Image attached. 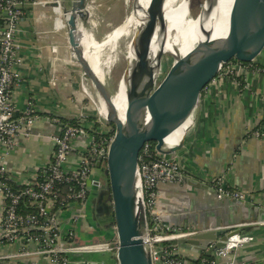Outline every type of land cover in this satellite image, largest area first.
<instances>
[{"label": "crops", "instance_id": "crops-1", "mask_svg": "<svg viewBox=\"0 0 264 264\" xmlns=\"http://www.w3.org/2000/svg\"><path fill=\"white\" fill-rule=\"evenodd\" d=\"M37 1V5L25 10L18 33L22 60L17 66L20 79L13 87V101L18 113L31 102L39 119L31 127L33 135L21 138L3 161L18 183L29 180L50 158L53 149L50 136L58 134L64 123L82 116L89 132L98 121L96 106L82 89L88 81L82 78L81 69L71 57L66 27L54 31L55 24L64 23L62 9H69L74 0H60L59 9L54 8L50 0ZM42 31L48 35L44 36ZM51 44H57L56 54L51 53ZM260 62L264 63V57ZM245 77L246 81L240 77L237 83L226 77L218 78L201 94L197 116L185 135L182 148L175 153L182 174L210 187L214 177L222 174L229 187L244 193V201L217 199L214 193L178 179L159 184L156 208L165 222L175 226L198 223L200 227H209L208 220L212 216L217 225L239 227L253 223L251 228L241 229L254 240L236 249L233 257L238 264H264V222L257 223L252 218L254 207L264 209V131H261L264 128V73H249ZM87 85L94 98L89 83ZM104 128L108 130L106 125ZM255 130L262 134L254 135ZM87 140V136H79L72 141L67 168L76 165ZM90 210L89 197L86 217L75 224L72 205L66 204L57 211L62 232L73 226V241L77 244L113 235V230L106 229L101 219H94ZM2 211L0 193V216ZM182 246L187 261L199 264V251L189 245ZM33 248L34 245L26 241L4 243L0 252L11 257L0 263L55 264L44 256L28 254Z\"/></svg>", "mask_w": 264, "mask_h": 264}, {"label": "built area", "instance_id": "built-area-1", "mask_svg": "<svg viewBox=\"0 0 264 264\" xmlns=\"http://www.w3.org/2000/svg\"><path fill=\"white\" fill-rule=\"evenodd\" d=\"M50 1L56 3L54 8H60V0ZM38 3L37 0H0V193L3 199V211L0 216V247L4 243L26 241L34 245L28 254L44 256L55 264L67 263L65 256L67 251L110 250L115 254L119 243L116 235L109 240L77 244L73 241L75 228L72 226L62 232L57 219V211L60 207L55 208L58 199L56 185L66 183L67 204L72 205L75 211L72 222L75 224L86 217L88 196L92 189L96 188L93 182L99 181L95 177L97 169L95 164L98 159L105 164L113 136L108 134L109 129L105 130L99 116L97 121L99 127L89 132L83 125L82 116L74 122L64 123L58 134L50 136L53 144L50 158L25 182L14 181L3 162L8 151L18 146L21 138L33 135L31 127L39 119L31 102L28 101L26 109L18 113L13 101V87L20 79L17 66L22 60L18 33L25 17V10ZM59 23L58 26L55 24L54 31L65 29V23L62 21ZM41 34L48 35L45 31ZM50 50L51 53L56 54L57 44H51ZM263 57L264 50L250 62L237 59L223 62L219 65L215 77L204 86L201 94L206 93L218 78L226 77L237 83L240 77H244L246 81L245 76L249 73L253 75L264 73V63L260 62ZM81 75L87 81L82 72ZM87 84L86 82L82 85L83 92L97 107V97H92ZM261 131H264V128ZM261 131L255 130L253 134L261 135ZM79 136H87L86 146L79 154L76 165L67 168L72 141ZM137 164L140 197L146 216L145 238L152 263L190 264L187 261L189 259L181 251L182 245L188 244H179L175 241L215 228L195 225L175 226L168 224L160 216L156 208L158 186L180 179L177 175L183 172L179 160L173 154L158 152L155 142L146 141L138 152ZM211 188L214 189L217 199L228 198L237 201L245 199L242 191L226 184L222 174L214 177ZM252 224H243L239 227ZM224 226H217L216 229ZM226 227L231 228V226ZM253 240L252 235L238 233L230 236L224 246L216 248L213 246L215 241L203 239L201 240L203 250L199 251V264H238L233 257L234 251ZM210 247L213 248L210 254L205 255V251ZM10 257L0 252V262Z\"/></svg>", "mask_w": 264, "mask_h": 264}, {"label": "water", "instance_id": "water-1", "mask_svg": "<svg viewBox=\"0 0 264 264\" xmlns=\"http://www.w3.org/2000/svg\"><path fill=\"white\" fill-rule=\"evenodd\" d=\"M51 4H56L52 2ZM88 0H74L69 9H62L66 34L72 59L90 81L97 101L106 106L104 125H113V136L109 144L105 164L98 159L96 168L105 166L107 184L96 186L90 198V206H96L101 222L111 228L118 238L115 254L110 250L67 251L66 264H153L146 243V216L138 185L137 157L146 141L155 142V148L162 154H173L182 148L184 132L180 142L165 146V138L190 115L197 116L201 91L215 77L219 65L230 59L250 62L264 50V0H240L237 8L228 16L226 32L212 38L205 32L204 38L184 55L175 58L161 76L160 63L151 67L152 75L141 92L133 90V60H127L121 75L125 84L126 107L121 118L115 111L112 91L93 70L81 47L80 27L87 29ZM147 17L140 34L132 41L135 56L149 53L150 44L161 18L160 0H149L146 5ZM135 35V34H134ZM156 68V70H155ZM182 181L193 187H200L214 193L205 182L186 174H178ZM91 211V210H90ZM254 222H264V209L253 208ZM211 231L182 238L175 243L188 244L194 251H202L201 240L215 241L214 247L224 246L226 240L238 233L241 227H220L215 217H209ZM248 225L247 228H251ZM213 248L205 251L209 255ZM3 264V263H0ZM156 264H160L157 262Z\"/></svg>", "mask_w": 264, "mask_h": 264}, {"label": "bare ground", "instance_id": "bare-ground-1", "mask_svg": "<svg viewBox=\"0 0 264 264\" xmlns=\"http://www.w3.org/2000/svg\"><path fill=\"white\" fill-rule=\"evenodd\" d=\"M240 0H203L197 15L190 14L189 0H160L161 18L152 38L149 53L135 56L131 43L135 41L140 29L144 26L147 12L146 5L149 0H125L131 10L122 23L114 28L111 36L105 41L95 42L88 29L80 27L82 51L98 77L106 83L110 60L101 62L99 53L107 48L114 53L119 39L133 31L132 39L126 51L127 60H133V90L141 92L152 75L151 67L155 66L158 55L167 48H172L175 58L188 52L197 41L204 38L206 32L212 38L221 37L226 32L228 16L237 8ZM59 11V10H58ZM60 23L58 22L57 25ZM135 34V35H134ZM104 61V60H103ZM156 61V62H155ZM103 65L105 68H103ZM115 111L122 118L126 107L125 84L121 77L116 91L112 93ZM98 113L105 117L106 106L99 100ZM190 115L183 123L176 127L166 138L165 146L177 145L182 139L185 130L193 122Z\"/></svg>", "mask_w": 264, "mask_h": 264}, {"label": "rangeland", "instance_id": "rangeland-1", "mask_svg": "<svg viewBox=\"0 0 264 264\" xmlns=\"http://www.w3.org/2000/svg\"><path fill=\"white\" fill-rule=\"evenodd\" d=\"M125 0H88V24L87 29L91 33L92 38L95 42L107 40L113 33L114 28L123 22L126 15L130 12V5L124 2ZM203 0H189L190 14L192 16L197 15L199 12ZM133 31H130L128 35L122 36L117 44L115 52L112 54L107 48H104L100 51L99 57L101 62H106L110 60V65L108 67V74L106 78V84L110 91L114 92L117 89L120 77L126 67V51L130 40L132 39ZM172 48H167L162 51L156 60L161 57L160 63V72L161 76L166 73L170 65L172 64L175 53ZM174 57H173V56ZM156 62L155 66L159 62ZM104 60V61H103ZM103 68L106 69V67ZM156 70V68H155ZM90 89L95 95L94 89L87 79ZM96 97V95H95ZM98 106L97 103L96 113L98 115ZM100 120L104 123L103 117L99 114ZM196 118V117H195ZM195 120V119H194ZM112 129L111 125H106Z\"/></svg>", "mask_w": 264, "mask_h": 264}, {"label": "trees", "instance_id": "trees-1", "mask_svg": "<svg viewBox=\"0 0 264 264\" xmlns=\"http://www.w3.org/2000/svg\"><path fill=\"white\" fill-rule=\"evenodd\" d=\"M111 126H112V129H110L108 127V129H109V133L108 134L109 135L113 134V125H111ZM95 127H99V123L98 122L95 123ZM95 177L99 180V182L102 185L105 186L107 184V175L105 173V166L104 165H102L101 167L96 169ZM56 190H57V193H58V199H57V201L55 203V208L57 209V208L62 207V206L66 205L68 203V198H67L68 185L66 183H58L56 185ZM192 225H195L197 227L201 226L198 223H192ZM202 225H204V223H202ZM111 238H112V236L105 235V236L94 238V239H92L90 241L109 240Z\"/></svg>", "mask_w": 264, "mask_h": 264}, {"label": "flooded vegetation", "instance_id": "flooded-vegetation-1", "mask_svg": "<svg viewBox=\"0 0 264 264\" xmlns=\"http://www.w3.org/2000/svg\"><path fill=\"white\" fill-rule=\"evenodd\" d=\"M100 185H101V186H104V185H102L101 183H100ZM92 191H95V189L93 188ZM92 191H91V192H92ZM91 192H90V194H91ZM90 194H89V196H88V199H89V197L91 198ZM94 205H95V203H93V206H90V209H91V213H90V215H91L94 219H101V216L99 215V214H100V213H99V210H98V208H97L96 206H94Z\"/></svg>", "mask_w": 264, "mask_h": 264}]
</instances>
